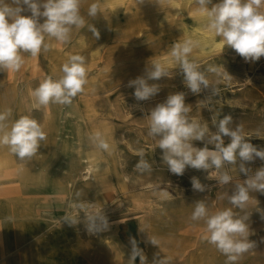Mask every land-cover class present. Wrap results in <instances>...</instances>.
Masks as SVG:
<instances>
[{
	"label": "rangeland",
	"instance_id": "1",
	"mask_svg": "<svg viewBox=\"0 0 264 264\" xmlns=\"http://www.w3.org/2000/svg\"><path fill=\"white\" fill-rule=\"evenodd\" d=\"M94 2L100 4L95 18L88 16V7ZM175 4L177 12L172 7ZM196 9V0H144L138 5L136 0H82L80 11L86 26L73 29L70 43L48 40L49 51L37 57L22 53L25 64L20 71H0V110H12L10 122L29 116L47 133L31 161H21L1 146L0 168L17 169L15 176H0V232L7 245V264H128L132 239L146 264L159 260L166 264H225L226 257L203 239V222H193L190 216L200 200L212 213L232 208L227 194L247 176L239 172V161L226 166L233 179L225 186L208 178L214 169L206 172L187 167L183 175L171 173L162 161L158 138L148 135V115L170 94L184 92L185 103L192 108L189 115L207 123L210 131H216L212 119L231 115L232 126L241 124L248 142L264 149V56L246 62L224 47ZM87 24L95 25L99 39L88 31ZM186 38L200 41L191 59L202 69L220 66L232 76L220 80V94L210 107L200 101L211 95V89L191 93L179 67L170 62L172 43ZM73 54L86 58L84 91L71 105L37 107L31 92L46 77L59 78L62 64ZM154 59L168 67L171 78L149 81L159 85V93L137 101L128 82L144 75ZM207 78L216 81L211 73ZM97 130L105 135L111 152L97 149L89 140ZM224 140L225 145L230 143L229 137ZM192 143L204 147L202 141ZM208 147L214 150L213 145ZM141 149L152 164L150 173L134 170ZM87 160L96 168L89 179ZM262 166L264 161L259 158L246 164L253 172ZM192 177L206 186L205 191L193 190ZM250 195L245 210L232 208L237 216H248V239L254 243L237 264H264V192ZM88 202L103 210L108 230L87 231L84 209L77 205ZM66 215L78 217L79 222L69 225L62 219ZM6 217H12V222ZM134 264H140L138 256Z\"/></svg>",
	"mask_w": 264,
	"mask_h": 264
},
{
	"label": "clouds",
	"instance_id": "2",
	"mask_svg": "<svg viewBox=\"0 0 264 264\" xmlns=\"http://www.w3.org/2000/svg\"><path fill=\"white\" fill-rule=\"evenodd\" d=\"M82 0H0V71L18 72L25 64L22 53L37 57L42 51L50 50L48 40L54 39L60 44L70 43L73 29L85 28L86 21L81 15ZM137 5L144 0H136ZM196 11L206 18V27L218 38L224 47L233 49L247 61H258L264 56V0H196ZM100 10V4L94 2L88 7V16L95 18ZM25 13H30L26 15ZM43 18V22L40 19ZM87 29L99 39L100 32L94 24H87ZM200 46L199 40L186 38L172 43L169 56L170 62L179 67L183 74V83L193 94H200L211 89V95L200 101L205 107H210L214 97L219 96L217 87L222 78L231 79L225 68L210 65L202 69L201 65L191 59L195 48ZM145 74L128 82V87H134V98L146 101L159 93L160 87L149 81L162 77L171 78L168 67L159 60H151ZM62 75L54 79L46 77L32 92L37 107H47L50 104L71 105L87 85L86 58L80 54L68 57L61 66ZM216 77L210 82L207 74ZM190 105L185 103V93L170 94L163 103L157 104L148 115V135L158 138L157 147L162 150V161L169 171L183 175L187 167L209 172V179H216L219 185H228L232 176L225 170L226 166L236 165L239 161V172L247 176L242 183H236L231 195L227 194L232 208L245 210L252 192H264V166L255 172L246 164L257 158L264 161V149L258 150L246 139L241 124L233 127L231 115H225L217 121L212 119L216 131L212 132L207 123L201 124L191 117ZM12 110H0V146L7 147L9 152L21 161H31L38 153L42 142L47 139V133L42 125L29 116H21L10 122ZM258 136V135H257ZM224 137L230 138L225 145ZM91 143L99 150L111 152L112 147L105 135L97 130L89 136ZM192 141L204 142L203 148L194 147ZM208 145H213L210 150ZM138 162L134 170L139 173L151 172L152 164L146 160L145 153L138 151ZM194 191H205L196 177L191 178ZM164 195H167L165 192ZM191 213L190 220L203 222L204 236L207 243L214 246L226 257L225 264L237 262L250 250L254 243L250 235L248 216H237L232 208L210 212L204 200L197 201ZM84 209L85 227L91 234L106 231L109 221L102 209H97L94 203L79 204ZM12 222V217H6ZM69 225L77 224L78 217L64 216ZM157 245L155 238H150ZM132 252L128 264H134L136 257L140 264H146V257L137 247L135 239L131 240ZM154 264H166L164 260Z\"/></svg>",
	"mask_w": 264,
	"mask_h": 264
},
{
	"label": "bare ground",
	"instance_id": "3",
	"mask_svg": "<svg viewBox=\"0 0 264 264\" xmlns=\"http://www.w3.org/2000/svg\"><path fill=\"white\" fill-rule=\"evenodd\" d=\"M172 7L175 8L174 10H176L175 12H177V8H176L177 6H176V4L173 5ZM184 15H186V14H184ZM195 18L196 17H192L193 21L196 20ZM183 23L186 25L187 24V20L185 19ZM92 104H94V103H92ZM1 148L2 147L0 146V150H1ZM0 165H1V160H0ZM85 169H86L85 170L86 171L85 174L87 175L86 176L87 179L91 178V176L93 175V173L96 171L95 165L92 162H89L88 160H87V165H86ZM16 174H17V169L5 170L4 171V170H2L0 168V176H15ZM2 193H4V192H2ZM1 236H2V234L0 232V264H7V259H8L7 245H6V243L5 244L2 243V237Z\"/></svg>",
	"mask_w": 264,
	"mask_h": 264
}]
</instances>
